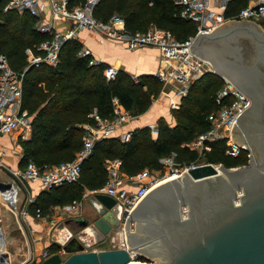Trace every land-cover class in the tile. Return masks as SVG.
Listing matches in <instances>:
<instances>
[{"label": "trees", "instance_id": "1", "mask_svg": "<svg viewBox=\"0 0 264 264\" xmlns=\"http://www.w3.org/2000/svg\"><path fill=\"white\" fill-rule=\"evenodd\" d=\"M6 1L0 0V54L6 55L14 70L23 72L28 66L27 50L37 52V46L50 35L37 30L36 18L30 14L5 12ZM243 6L244 0H232L226 15H236ZM182 9L176 0H102L94 15L104 22L118 15L131 32H147L152 27L169 29L184 41L195 35L197 25L182 17ZM82 47L80 41L69 40L61 48L57 65L41 64L25 71L22 108L31 116L32 134L19 140L23 147L21 169L30 162L43 170L73 160L83 147V125L92 121L89 115L97 111L102 117L112 118L115 99L138 117L160 96L162 83L152 74L140 75L137 83L131 73L121 69L114 79L107 80L104 70L108 64H90L93 56H79ZM224 82L214 72L194 81L188 95L180 99V108L171 110L175 123L170 125L160 118L156 135L144 126L137 127L129 141H123L120 133L102 137L84 160L80 179L42 192L29 205L30 216L45 215L54 206L81 200L86 190L102 188L108 180L107 160H120L121 170L128 175L144 168L163 169L160 160L172 152L177 153L180 163L199 160L198 153L184 144L210 128L207 115L217 108L215 97ZM225 147V141L213 143L201 161L226 167L248 163L247 151L232 157ZM50 252L55 254L59 249L52 247Z\"/></svg>", "mask_w": 264, "mask_h": 264}, {"label": "built area", "instance_id": "2", "mask_svg": "<svg viewBox=\"0 0 264 264\" xmlns=\"http://www.w3.org/2000/svg\"><path fill=\"white\" fill-rule=\"evenodd\" d=\"M102 0H7L4 11H14L20 15L25 13L36 18L38 31L48 33L50 39L37 46V52L27 50L28 66L47 64L57 65L60 51L65 42L69 40L80 41L79 33L89 30L95 33L98 41L104 44L106 41H114L125 44L129 50L143 47H154L161 57L160 67L152 74L162 83L160 96L155 99H165L170 109H179L180 99L187 96L194 81L207 72H213L212 66L206 58L195 54L191 45L204 33H214L222 25L233 21H249L256 23L264 29V0H244L243 6L234 16H227L226 12L232 0H176L181 5L182 17L195 22L197 31L184 41L178 40L169 29L152 27L147 32H131L124 19L118 15L104 22L94 15L95 8ZM153 4V2H150ZM68 23L63 28H58V23ZM79 56H92L91 50L83 46ZM102 60L90 59V64H99ZM25 71L14 70L4 54H0V135L12 134L21 130V137L25 139L32 130V119L29 112L23 109V79ZM119 72L115 66H107L104 75L107 80L114 79ZM135 82L139 77L133 76ZM223 87L217 92L215 102L217 108L207 115L210 128L200 133L191 142L184 146L198 153L202 157L211 151L213 143L225 141L226 154L238 157L243 152L250 153L245 143L234 140L232 128L239 114L250 106V99L242 93L232 82L224 78ZM115 110L112 118L102 117L97 111L89 116L91 122L85 123L83 134V147L71 161L61 162L53 168L41 169L34 162H30L23 170H13L12 174L19 180L42 182L45 189L59 187L65 183L77 182L81 177L82 164L92 153L95 143L102 137L120 133L123 141H129L135 129H124L131 123L134 117L115 99ZM151 133H158V126L150 125ZM123 129V130H122ZM121 131V132H120ZM5 150L0 148V165ZM177 153L160 160L163 169L160 170L161 179L153 176L150 169H144L135 175H128L121 170V161L118 159L107 160L108 180L99 189L90 190L92 194L106 193L115 198L122 214L124 225L132 215L139 203L148 195L153 187L160 181L176 178L195 168L210 162L196 160L188 163H180L176 160ZM215 166L220 164L212 163ZM163 173V174H162ZM176 176V177H174ZM15 180V179H14ZM12 179L14 185L15 181ZM16 186V185H15ZM19 190L17 187H15ZM20 191V190H19ZM87 195L84 194L83 197ZM17 194L14 198V209L17 210ZM35 201V197H29L20 214L24 221L30 218L28 207ZM81 204V200H75L64 205V212L75 211ZM37 216H42L40 213ZM34 233L33 230H31ZM126 246V244H124ZM52 255L49 249H45L42 260ZM35 259H33L34 261ZM32 261V262H33Z\"/></svg>", "mask_w": 264, "mask_h": 264}, {"label": "water", "instance_id": "3", "mask_svg": "<svg viewBox=\"0 0 264 264\" xmlns=\"http://www.w3.org/2000/svg\"><path fill=\"white\" fill-rule=\"evenodd\" d=\"M242 22L225 26L229 25L231 32L251 30L264 39V29L259 25L248 27ZM223 29L198 36L192 51L208 59L198 43ZM213 72L220 75L216 67ZM248 108L239 114L238 123ZM237 126L234 122L233 138L243 143L236 138ZM249 151L248 164L226 167L208 163L156 185L129 216L124 229L115 198L105 193L91 195L88 200L92 211L86 225L97 229L103 239L114 230L124 231L126 246L100 250L66 246L64 250L70 252L67 258L58 252L30 264H264V150ZM16 194L11 179L0 178V195L12 215L16 213ZM134 221L136 231L130 230ZM5 245L0 226V264H13ZM144 255L161 260L154 263L137 259Z\"/></svg>", "mask_w": 264, "mask_h": 264}, {"label": "crops", "instance_id": "4", "mask_svg": "<svg viewBox=\"0 0 264 264\" xmlns=\"http://www.w3.org/2000/svg\"><path fill=\"white\" fill-rule=\"evenodd\" d=\"M67 25L68 23L60 22L58 28ZM223 26L225 24L221 27ZM79 38L83 46L91 50L95 59L102 60L119 70L124 69L133 76L153 74L160 67L161 57L159 51L154 47L129 50L125 44L110 40L101 44L97 35L89 30L80 31ZM157 102H162V99L157 100ZM168 108L166 103L153 105L142 119L140 117L133 119L131 123L124 126V129L148 126L162 117H167L166 115L171 117V109L169 111ZM31 134L32 130L25 139H29ZM20 138H22L21 130L12 134L0 135V148L6 149L2 166H4L5 172L9 173L8 179L11 181L15 179V187H19L20 190H17V210H15L14 215L9 212V209L0 208V226L3 228L5 249L10 253L12 263L30 264L33 259L37 262L38 258L42 259L43 251L45 249L51 250L52 247H57L63 258L70 255V252L63 248L66 246L77 249L79 245H83L85 250L106 249L103 246L107 244L112 232L103 239L97 229L86 225V220L92 211V205L88 200L93 195L90 190H86L84 194L87 196L81 199V204L75 211L64 212V205L54 206L47 214L39 217L30 216L28 221H24L20 211L26 205L28 198L30 196L37 198L46 189L40 181H21L13 176V170H23L21 169L23 147L20 144ZM0 198L3 200L1 195ZM114 231L117 232V230Z\"/></svg>", "mask_w": 264, "mask_h": 264}, {"label": "flooded vegetation", "instance_id": "5", "mask_svg": "<svg viewBox=\"0 0 264 264\" xmlns=\"http://www.w3.org/2000/svg\"><path fill=\"white\" fill-rule=\"evenodd\" d=\"M242 23L254 26L249 21ZM198 47L203 56L215 63L220 76L250 99V106L242 115L235 134L239 141L248 145V151L254 148L261 153L264 150V39L251 30L231 32L227 25L222 33L201 41ZM119 219L123 222L122 212Z\"/></svg>", "mask_w": 264, "mask_h": 264}, {"label": "rangeland", "instance_id": "6", "mask_svg": "<svg viewBox=\"0 0 264 264\" xmlns=\"http://www.w3.org/2000/svg\"><path fill=\"white\" fill-rule=\"evenodd\" d=\"M228 24H232V23H228ZM219 30V29H218ZM217 30V31H218ZM199 56V55H198ZM199 57H201V56H199ZM201 58H203V57H201ZM208 61H209V63L211 64V66H212V69H214V66H213V64H212V62H211V60H209V59H207ZM218 75V74H217ZM220 76V75H219ZM224 79V78H223ZM165 99H162V102H157V100L156 101H154L153 103H152V106L153 105H156V104H158V103H160V104H164L165 103V101H164ZM156 103V104H155ZM152 106L150 107V109L152 108ZM149 109V110H150ZM148 110V111H149ZM148 111L147 112H145L144 114H142V115H140V116H138V117H140V119H142V117H144V115L146 114V113H148ZM170 111V110H169ZM170 115H171V113H170ZM167 117H164L163 119H165V121L168 123V124H170V125H173L174 123H175V121H174V119H173V117L171 116H169V115H166ZM161 119H158L156 122H153V124H150V125H156V126H158V123H159V121H160ZM150 125H148V127H150ZM151 129V128H150ZM16 131H20V129L19 130H16ZM2 149H4V148H2ZM5 150V154H4V157L6 156V149H4ZM199 156V155H198ZM4 157H3V159H4ZM199 160H203V157H199ZM2 163H3V160H2ZM218 164H220V163H218ZM145 169V168H144ZM149 169V168H148ZM152 171V173H153V176H155V177H157L158 179H161L162 178V175H160L161 173H160V170H158V171H155V170H151ZM163 174V173H162ZM0 178L1 179H8L9 178V173H7V172H5V169H4V166H2V164L0 165ZM164 181H166V180H164ZM164 181H160L159 182V184L160 183H162V182H164ZM5 203V204H4ZM7 203H6V201L3 199H1L0 198V208H7V210L9 209V207H7ZM122 228L124 229V223H123V225H122ZM122 229V230H123ZM130 230H132V231H136V221H134L132 224H130ZM118 233V234H117ZM116 234H117V236H116ZM127 243V237H126V234H125V232L124 231H114V232H112V234L110 235V237H109V239H108V242H107V244L106 245H104L103 247H105L106 249H110V248H118V247H122L121 245L123 244H126ZM107 247H110V248H107ZM141 257V258H140ZM137 259L138 260H140L141 262H154V263H158L160 260H161V257H148V256H146V255H144V256H137ZM42 261V259L41 258H38V261H37V263H40Z\"/></svg>", "mask_w": 264, "mask_h": 264}, {"label": "bare ground", "instance_id": "7", "mask_svg": "<svg viewBox=\"0 0 264 264\" xmlns=\"http://www.w3.org/2000/svg\"><path fill=\"white\" fill-rule=\"evenodd\" d=\"M233 24V23H232ZM232 24H229V25H232ZM174 177H176V176H174Z\"/></svg>", "mask_w": 264, "mask_h": 264}]
</instances>
